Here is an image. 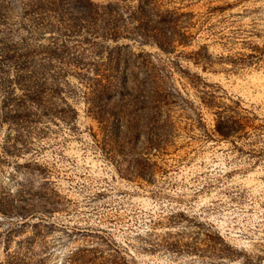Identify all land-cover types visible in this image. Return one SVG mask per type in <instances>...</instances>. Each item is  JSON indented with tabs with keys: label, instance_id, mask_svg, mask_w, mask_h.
Segmentation results:
<instances>
[{
	"label": "rangeland",
	"instance_id": "obj_1",
	"mask_svg": "<svg viewBox=\"0 0 264 264\" xmlns=\"http://www.w3.org/2000/svg\"><path fill=\"white\" fill-rule=\"evenodd\" d=\"M90 1L0 0V264H264V0Z\"/></svg>",
	"mask_w": 264,
	"mask_h": 264
},
{
	"label": "trees",
	"instance_id": "obj_2",
	"mask_svg": "<svg viewBox=\"0 0 264 264\" xmlns=\"http://www.w3.org/2000/svg\"><path fill=\"white\" fill-rule=\"evenodd\" d=\"M47 2L46 5L41 3H31L29 4L28 10L26 11V15L30 16L33 21V25L36 30L45 27L50 22H46L47 19L53 18L57 24L61 26V30L58 28L57 32H60V35L63 37L70 38L71 36H76L77 28H82L81 24H88L87 34H91V37L101 36L106 37L105 33L99 34L96 30V24H109L112 21V24H118V20L114 18V14H116L115 10L117 6L108 4L106 6L99 8L93 7V4L90 0H71L66 2L65 0H44ZM124 1V0H123ZM66 2V3H65ZM68 7L67 10L63 8ZM137 11L145 17V10L143 9V5L140 4L137 7ZM52 14V17L49 16ZM146 18V17H145ZM141 22L140 20L138 21ZM80 24V25H79ZM93 29V30H92ZM111 38H116L115 31H112V34H108ZM160 48L162 50L168 52L169 47L163 43H159ZM62 53H57V50L54 49L49 52L48 58H59V56H69V49L62 44ZM30 54L27 53L24 58L28 60Z\"/></svg>",
	"mask_w": 264,
	"mask_h": 264
}]
</instances>
